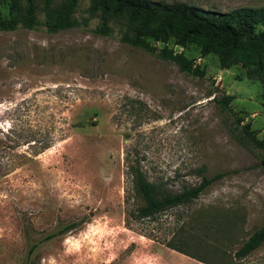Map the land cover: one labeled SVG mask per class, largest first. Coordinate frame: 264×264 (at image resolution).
I'll return each mask as SVG.
<instances>
[{"label": "rangeland", "instance_id": "374dc122", "mask_svg": "<svg viewBox=\"0 0 264 264\" xmlns=\"http://www.w3.org/2000/svg\"><path fill=\"white\" fill-rule=\"evenodd\" d=\"M164 1L222 11L264 4ZM88 3L77 0L78 21ZM37 16L42 21L39 6ZM100 21L57 32L41 23L0 30V264H24L37 241L30 264H264V241L235 256L264 224V147L238 140L236 124L241 116L264 137L260 81L239 63L221 67L196 44L148 37L194 59L204 74L192 75L121 41V20L107 22L109 34L94 32ZM224 93L231 111L214 99ZM133 153L165 190L224 175L193 200L130 226L127 208L142 203L126 167ZM70 220L81 222L40 241Z\"/></svg>", "mask_w": 264, "mask_h": 264}, {"label": "trees", "instance_id": "16d2710c", "mask_svg": "<svg viewBox=\"0 0 264 264\" xmlns=\"http://www.w3.org/2000/svg\"><path fill=\"white\" fill-rule=\"evenodd\" d=\"M0 0V30L11 31L20 27L35 28L39 23L48 32H57L74 26H82L89 19L99 16L100 22L93 31L109 34L110 19L121 20L125 26L119 39L132 46L176 62L180 69L192 75L203 76L204 70L194 59L188 58L182 51L176 52L163 45L158 47L150 43L148 37L167 42L173 38L176 44L186 46L196 44L202 55L213 52L217 54L221 67L239 63L249 78H256L261 83L264 97V4L241 5L226 11L204 8L185 1L164 0H89L87 15L83 21L73 17L72 12L77 0ZM2 6L6 8L3 12ZM38 6L43 11V19L37 16ZM213 91L210 92V94ZM224 110L231 109L232 96L221 94L214 97ZM264 106V100L262 102ZM243 117H236V124L241 127L238 140L246 138L256 147H264V137L259 138ZM47 146V145H46ZM127 158V156H126ZM126 167L135 194L142 203L127 208L125 222L132 226L140 223V218H154L169 207L187 203L202 192L214 180L224 175L223 171L211 176L201 174L197 183L184 185L178 190H165L159 182L149 180L140 165L137 153L127 158ZM264 168V153L260 158ZM130 196L126 194L125 202ZM80 220H70L45 233L40 241L49 240L80 225ZM264 241V224L253 230L244 242L235 250V256L242 257L250 253ZM38 241L33 242L27 252L24 264H30L31 256ZM171 246V245H170ZM178 249L174 246H171ZM179 250V249H178Z\"/></svg>", "mask_w": 264, "mask_h": 264}]
</instances>
